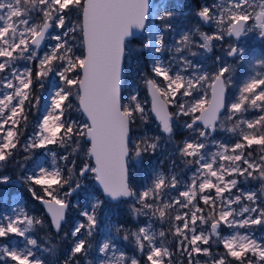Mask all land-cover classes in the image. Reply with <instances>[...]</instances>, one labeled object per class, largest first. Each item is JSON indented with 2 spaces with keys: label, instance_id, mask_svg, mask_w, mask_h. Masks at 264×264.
Returning <instances> with one entry per match:
<instances>
[{
  "label": "snow or ice",
  "instance_id": "1",
  "mask_svg": "<svg viewBox=\"0 0 264 264\" xmlns=\"http://www.w3.org/2000/svg\"><path fill=\"white\" fill-rule=\"evenodd\" d=\"M148 12L149 0H0V164L18 148L27 153L32 168L18 179L44 209L39 216L21 205L0 213V264H45L34 249L54 253L57 246L44 247L28 233L48 227L59 237L72 209L80 219L64 233L71 243L63 264L87 257L105 204L129 201L132 216L147 222L137 219L135 228L106 223L115 236L101 240L96 264H178L177 257L183 264H264V234L255 235L264 229V56L248 55L240 43L249 34L264 41V0L198 4V23L168 49L187 55L170 57L175 71L165 61H151L141 73L142 102L138 93L125 95L122 60L126 37L147 27ZM154 15L163 31L140 47L159 54L176 13L162 5ZM193 45L205 52L222 47L223 56L207 70L188 59L200 54ZM243 65L248 72L237 82ZM48 80L53 86L41 110L36 92ZM33 109L37 119L25 138ZM73 109L79 118L71 117ZM250 110L256 114L247 115ZM150 115L170 140L176 121L182 122L187 135L173 143L185 165L194 166L187 178L172 171V161L168 174L156 168L150 180L136 184L130 161L160 146L159 135L132 136L134 122ZM217 132L231 134V142L213 138ZM209 143L215 151L206 156ZM37 149L50 155V166L33 156ZM89 178L98 189L74 202ZM9 181L0 175V184ZM249 183L260 187H241ZM120 233L139 255L115 243ZM13 237L22 238L23 247Z\"/></svg>",
  "mask_w": 264,
  "mask_h": 264
},
{
  "label": "rangeland",
  "instance_id": "2",
  "mask_svg": "<svg viewBox=\"0 0 264 264\" xmlns=\"http://www.w3.org/2000/svg\"><path fill=\"white\" fill-rule=\"evenodd\" d=\"M182 31V30H181ZM155 34L156 31H154L153 28V23L151 21V18L147 20V27L143 30L142 32V38H143V42L144 43H148L149 42V36L152 37V43L155 42ZM180 36V35H179ZM179 39V37H178ZM195 41H198L197 39H193ZM240 43H243V40L240 41ZM175 45H173L171 48H174ZM193 51H196L198 53H200L199 55L194 56H190L188 55V59L192 60L193 63L195 64H199L202 65L205 69L207 70H211L214 68V65H212V67L210 68L207 63H206V58L205 55L207 52L203 51L202 53V49H192ZM136 50L134 48V46H131L130 44L126 45V51H125V56H124V63L127 66V70H126V76L123 79V86L125 89V95L127 96L130 93H137V91L140 90V78H141V73L143 72L141 69V63L140 60L137 58L136 56ZM162 53V52H161ZM187 55V51L185 50V52L177 54L174 52H170V55L168 56H161L160 53H154L151 50V47H149L148 49H145V55L147 56V58L145 59V63H146V68L147 71L150 70V63L153 59H160L162 61H165L169 64L172 65L173 67V71H175L177 65L176 60L170 59V57L172 56H179V55ZM204 61V63L202 62ZM215 61V59H214ZM209 64H212V60L209 61ZM53 86V82L52 80H48L45 83V88L44 90H40L38 91L39 96H41V101H40V109L43 110L44 107H46L47 105V95H48V91L52 88ZM142 89V87H141ZM236 91L235 88H233L231 90L232 94H234ZM142 93V92H140ZM141 101L143 102L144 99L141 98ZM149 108V106H148ZM36 111V110H35ZM248 115V114H247ZM251 116V115H249ZM73 118H79V116L77 117H73ZM138 122H140V125L138 124ZM150 126H143L145 123L144 121H141L139 119L136 120V128L138 131H135V133L132 135L134 139L139 140L141 137H155L157 136V134L152 133L151 132V128L154 127V124H156L154 122V120L152 119V121H148ZM235 121H233L234 123ZM179 124V130H185L182 126V122L178 121ZM32 131H28L27 133H25V138L27 135H31ZM186 132V130H185ZM220 135H216L214 134L215 139H223L225 142H231V134L225 133V132H217ZM162 134V133H161ZM187 134V133H186ZM161 137V141L159 142V148L157 149V151L155 152V156L154 158L151 159L150 162L144 164V166L142 168H139L138 171V162L139 160H131L130 163H132L130 165V169L137 171L138 174L136 175L137 180L139 181V184H143L146 180H150L152 177V172L154 169L156 168H161L165 174H168L169 171V165H170V161L167 158V150L166 145H165V137L162 135H159ZM52 148V146H49ZM22 149V148H21ZM53 149V148H52ZM53 151H56L55 149H53ZM215 151V147L214 145H212L211 143L208 144L206 150H205V155L207 156L208 153ZM151 153V152H150ZM149 154V153H148ZM33 156L37 159L40 160H46L50 166L51 164V157L50 155H48L46 152L42 151V150H35V153H33ZM166 159V160H165ZM161 161H163V164H161ZM166 161V162H165ZM166 167V168H164ZM176 165V164H175ZM186 166V165H185ZM32 168V164L28 167V169L26 170L29 171ZM194 166L188 165L183 174L180 176L179 173L177 171H175V168L173 167L172 171L176 172L178 174V177H183V178H187V176L189 175V173L193 170ZM25 172V173H26ZM24 173V174H25ZM241 187L245 188L246 190L248 189H252V188H259L260 185L259 183H249V184H242ZM97 188L94 186V182L92 178L86 179L83 183L82 189L80 190V192L77 195H74L73 197H71V199L75 202V201H80L81 203L85 202L88 197L89 194L93 193ZM131 203V201L129 202ZM128 203V204H129ZM16 205H21L23 206V198L21 196L20 193L16 192V191H8L6 188L0 187V213H6V214H12V209L16 206ZM110 208L109 206H107V203L105 204L104 209L101 212V223H100V229L97 230L96 232V243H95V251L94 253L90 256L87 255V257H83L81 256V258L77 261H74V264H87V261H92L93 264H96V261L99 260L101 254L97 251L98 245L101 242L102 239H104V237L106 235H112L115 236L114 232H108L105 229V225L108 222H111V224L116 225L118 224L117 222H114L112 220L109 219L110 214ZM80 219L79 214L76 210L72 209L69 211V215H68V220L67 223L65 224L64 228L68 230V232H70L71 226L78 220ZM147 219L144 217V222L146 223ZM156 227H159V225L157 224ZM262 234H264V229L258 228L255 231V235L257 237H260ZM28 235H31V232L28 233ZM33 237V236H32ZM12 240L15 241V244L17 247H23V241L22 238L19 237H13ZM12 240L9 241H5L6 243H9V245L11 246ZM115 243L122 249L125 250L124 246L119 242V237H117L115 239ZM222 247V246H221ZM34 251L36 252L37 255L41 256L39 250L36 248L34 249ZM128 252L129 255L134 254L132 252V250H126ZM216 251V249H215ZM177 261L178 264H183V259L180 257H177Z\"/></svg>",
  "mask_w": 264,
  "mask_h": 264
},
{
  "label": "trees",
  "instance_id": "3",
  "mask_svg": "<svg viewBox=\"0 0 264 264\" xmlns=\"http://www.w3.org/2000/svg\"><path fill=\"white\" fill-rule=\"evenodd\" d=\"M137 58L140 60L142 71L146 72L147 71L146 63H145L146 58L143 55V52L141 50L138 51ZM245 68H246V65L240 66L238 68L237 77H236L237 82H239L240 79H242L243 76L246 74ZM139 85H140L139 91L142 92L140 94V97L145 100L146 94H145V89H144V86L142 84L141 78H140ZM141 87H142V89H141ZM38 91H40V90H37L36 94H38ZM35 110L36 109L32 110V114H31V122L32 123L27 127V129H25V133H27L28 131L29 132L32 131V125L35 123V121L37 119V113ZM252 112L255 113V110H253ZM252 112L250 111L248 113V115L251 114ZM70 115L72 118L79 116V114L74 109L72 110ZM147 120L150 122L152 121L151 115L149 116V118ZM138 124L140 125V122H138ZM136 125L137 124L135 121L133 126H132V130H131L132 135L135 133V131H138L137 129H135ZM143 126L147 127L150 125L148 123L147 125L145 124ZM151 132L154 134L156 133L157 135H162L165 137V145H166L165 149L167 150V155L170 154V152H171L168 143L173 142L174 140H179L181 137L187 135L184 130H179L178 121H176V123L174 125V135L171 139L172 141L168 138L167 134H164L160 131L157 124H154V127L151 128ZM52 148L55 149L59 154H61V155L63 154V150L59 149L58 147L52 146ZM174 148H175L174 151H176L178 154L177 146L175 145ZM25 155H27V153H25L23 151V149L18 148L16 150L15 154L6 163L0 164V175H7L10 177V181L8 183L0 184V187L6 188L10 192L16 191V192L20 193L22 198H23V207L26 208V210L29 212V214H34V215L39 216L42 213V209L40 207V204L30 196V194L27 191L26 186L21 182L20 179H18V177L24 175V173L26 172L28 167L32 164L31 160H29V161L24 160ZM155 155H156L155 153L144 154L143 157L141 159H139V162H138L139 168H142L144 166V164L150 162L151 159L154 158ZM76 158L82 159L83 157L81 155V156L76 157ZM20 164H24L25 167L21 168ZM131 171H132V174L134 176L135 182H137L138 180H137L136 175L138 174V172L134 171L132 169H131ZM129 202L107 203V206H109L110 211H111V213H110L111 215L109 216V219L114 221V222H117L118 224L123 223L126 227L135 228L137 226V219L139 220L140 223H143L144 217L134 218L132 216L130 209H129V206H128ZM65 232H68V230L64 228L62 230V232L59 234V237H57L56 233L52 229H50L48 227H40V226H37L35 230L31 231L33 238L37 239L38 243L43 245L44 247H51L52 244H55L57 246L54 253L43 252L41 248H37L41 254L42 259L45 261V264H63V261L66 259L67 255H68L69 245L71 243V236L70 235L67 238H64ZM45 236H48L49 239L46 240L44 238ZM119 239L122 240L123 242L125 241V240H123V233H120ZM96 241H97V239H96V234H95L91 239V242L93 244V248L88 252V255H90V256L95 251ZM130 241H132V240L130 239ZM216 251H222V247L220 246L219 248L216 249ZM135 254L139 255V253H135ZM80 258H81V256H78L76 258V260H74V261H77ZM74 261L72 262V264H74Z\"/></svg>",
  "mask_w": 264,
  "mask_h": 264
},
{
  "label": "flooded vegetation",
  "instance_id": "4",
  "mask_svg": "<svg viewBox=\"0 0 264 264\" xmlns=\"http://www.w3.org/2000/svg\"><path fill=\"white\" fill-rule=\"evenodd\" d=\"M204 2H212V0H151L150 5H149L148 16L146 18V23H147L148 18L149 19L151 18L154 31L156 32L163 31L159 17L157 15H154V13L157 12V10L161 9L162 5L164 6V8L173 10L176 13V15L169 21L173 26L172 30L164 33L165 50L162 51V53H160L161 56L170 55V52L168 51V49L176 44V40L178 39L179 35L184 31H190L192 27L198 23V18L195 17L194 11H195V8L198 6V4L204 3ZM201 30L209 31V28L207 26L202 25ZM142 32L143 30H141L139 35L135 36L134 38L126 40V45L130 44L131 46H134L136 50L135 52L136 56L138 54V51L141 50L145 58H147V56L145 55V49L140 47L142 44H144L143 38L141 35ZM193 39H197L199 41V36L194 34ZM241 40H243V43H241V45L246 49L248 55L255 56V57L264 56V41H262L258 37V35L249 34L247 37H244ZM216 43H219V42H216ZM193 49L196 50L195 45H193ZM203 51L204 50L202 49V53ZM216 56H223L222 47L214 46L211 52L206 53L205 61L210 68L212 67V65H214V59ZM211 60H212V64H209V61ZM202 62L204 63V61ZM123 67H124V77H125L127 66L124 63V58H123ZM245 71L246 73L248 72L247 67L245 68ZM137 93L139 95L141 94L140 91H137ZM145 94H146V90H145ZM148 106H149V102L147 104V107ZM250 111L252 112L253 110H250ZM249 115H255V113L252 112ZM144 123L147 125L148 124L147 120L144 121ZM215 134L217 136L220 135L218 133H215ZM168 145L170 147L171 152L170 154L167 155V158L170 162L175 161V164H176L174 166L175 171H177L179 175L181 176L187 166H185V163L183 162L181 157L177 154V152L174 151L175 144L173 142H170L168 143ZM131 164L132 163H130V165ZM138 170H139V166H138ZM136 184L138 185L139 181H137ZM119 242L124 246L125 250H132V252L135 254V249H134L132 241L128 240V241L123 242L122 240L119 239Z\"/></svg>",
  "mask_w": 264,
  "mask_h": 264
},
{
  "label": "water",
  "instance_id": "5",
  "mask_svg": "<svg viewBox=\"0 0 264 264\" xmlns=\"http://www.w3.org/2000/svg\"><path fill=\"white\" fill-rule=\"evenodd\" d=\"M150 2H151V0H149V5H150ZM132 31V35H130L129 37H126V40H128V39H131V38H134L135 36H137V35H139V33L141 32V30H138V29H132L131 30ZM122 72H123V78H124V67H123V60H122ZM149 108H150V100H149ZM151 117L153 118V120H154V122L156 123V124H158V122L155 120V117H154V115H151ZM93 182H94V186L98 189V184L94 181V179H93ZM38 202V201H37ZM39 203V202H38ZM114 203V202H113ZM40 204V203H39ZM40 207H41V209H42V212L44 211V209H43V206L40 204ZM54 232H55V230L54 229H52Z\"/></svg>",
  "mask_w": 264,
  "mask_h": 264
}]
</instances>
